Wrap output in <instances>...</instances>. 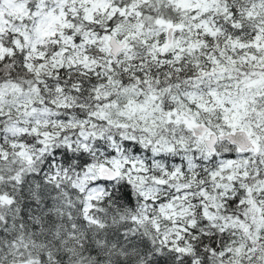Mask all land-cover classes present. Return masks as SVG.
Segmentation results:
<instances>
[{
    "label": "snow or ice",
    "instance_id": "1",
    "mask_svg": "<svg viewBox=\"0 0 264 264\" xmlns=\"http://www.w3.org/2000/svg\"><path fill=\"white\" fill-rule=\"evenodd\" d=\"M0 264H264V0H0Z\"/></svg>",
    "mask_w": 264,
    "mask_h": 264
}]
</instances>
